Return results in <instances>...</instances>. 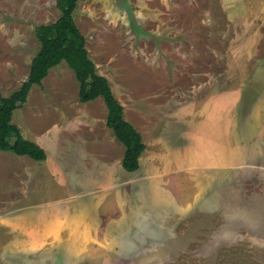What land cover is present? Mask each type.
I'll list each match as a JSON object with an SVG mask.
<instances>
[{"label": "rangeland", "instance_id": "rangeland-1", "mask_svg": "<svg viewBox=\"0 0 264 264\" xmlns=\"http://www.w3.org/2000/svg\"><path fill=\"white\" fill-rule=\"evenodd\" d=\"M57 1L0 0V95L3 98L10 97L28 80L32 61L41 47L36 37V29L59 20L61 12ZM134 7L136 5L133 2L131 4L130 0H83L79 3L74 18L87 39L86 49L98 74L109 81L113 92L115 91V98L128 110L127 120L135 123L140 130L144 121L143 115L129 110L139 111L145 101L193 100L191 94L195 92L196 96L198 91L190 93L189 90L195 88L194 84L199 80L195 74L198 71L187 69L197 68L200 63L192 56L189 63L179 60L172 44H157L158 47H154L151 42L142 43L140 39L130 42L131 35L138 34L139 31L135 27L137 21ZM214 24L216 23L212 19L211 25ZM183 29L188 28L184 26ZM211 39L212 59L209 63L201 64V67L211 69V79H215L207 94L214 90L219 92L220 83L222 86L226 85L229 92H236L239 90V82L233 79L236 77L229 78V83L235 85L231 91L232 86L225 83V78L222 76L223 79L218 81L216 74L242 69L236 64L230 65L228 60H221L217 53L219 47L215 44L217 38L214 32ZM191 46L196 49L198 44ZM180 47L187 50L186 45L180 44ZM221 48L220 51H224L226 43ZM155 52L156 57H153ZM157 59L160 60L157 62ZM161 59L164 60L163 67ZM131 65L136 71H131ZM177 65L185 68L178 75L167 70H172ZM249 67V70L246 68L244 71H255ZM259 67L264 71V64ZM147 68L153 71L138 70ZM237 78L241 79L240 76ZM236 84L238 87L235 91ZM79 93L80 84L75 72L64 62L50 70L42 86L33 87L28 97L29 104L24 107L22 122L19 119L22 115L20 111L13 118V124H22L26 131L33 129L38 136L50 137L60 133L61 128L57 126L62 124L61 119L66 112L64 106L73 109L68 114L69 118L80 114L78 109L81 108L75 107L80 102ZM251 95L252 92H244L245 101L249 99L248 110H240L244 109L245 113L252 109ZM229 105L233 107L236 103ZM99 106L98 114L107 115L104 102ZM86 110L84 112H91ZM143 110L148 111L147 108ZM161 112L165 116L171 114L169 110L162 108L156 115ZM156 135L167 140L168 147L176 139V134L167 128L161 127L160 131L153 134ZM256 141L257 139L251 140L244 146L259 144ZM163 153L162 170L159 171V179L153 184L154 189H147L146 183L139 182L136 174H133L127 176L129 179L133 178L132 185L125 182L109 184L101 179V185L92 187L91 183L84 181L80 184L81 193L74 198H68V201L74 199V202H79L80 199L92 201L88 204L90 212H87L91 216H100L112 211V207L106 202L114 196L111 199L114 200L113 206H116L115 216L117 218L119 215L122 219L113 221L111 230L102 228L101 233L94 238L93 249L75 251L69 239L66 244L53 246L52 250L41 251L33 244L31 236H14L11 230L4 229L1 224L0 264H264V170H254L248 176L232 177L226 173L225 176L217 177V181L204 180L201 188L193 189V203L188 206L187 200L192 188L187 185L183 189L177 188V177L184 179L187 175L176 174L169 168L173 166L174 160L178 164L177 151L170 149ZM119 156L121 159L117 161ZM122 156L124 152L118 151L113 163L118 166V176L125 178V173H128L122 168ZM148 157L143 166L151 162ZM243 157L247 162L253 159V156L246 154ZM263 158L264 156H260L258 160ZM262 163L260 165L264 166V159ZM12 164L14 163L9 162L3 165L6 171L1 170L0 202L5 204H0V218L11 219V211L8 210L30 206L34 202L33 197L30 200L24 194V187L20 182L11 185V181L5 179L10 174ZM67 179L69 187H72V179ZM10 186L17 191L16 198L4 192ZM155 188H158L156 192ZM161 194L163 195L160 197ZM125 196L128 201L126 212L120 204L123 200L126 201ZM52 199L38 200V207L52 208ZM14 201L21 203H13ZM159 201H169V204L162 205ZM183 206L188 207L182 212Z\"/></svg>", "mask_w": 264, "mask_h": 264}, {"label": "crops", "instance_id": "crops-1", "mask_svg": "<svg viewBox=\"0 0 264 264\" xmlns=\"http://www.w3.org/2000/svg\"><path fill=\"white\" fill-rule=\"evenodd\" d=\"M130 2L136 5L133 9L137 21L135 27L139 30L138 34L131 35L130 42L140 39L142 43L151 42L154 47L157 44H172L179 60L188 62L191 56L194 60L197 58L200 66L191 69L188 67L187 71H198L195 74L199 80L194 84L195 88L189 90L198 92L196 96L195 92L191 94L193 100L145 101V105H142L139 111L129 110L143 115L144 121L140 130L135 123L127 120L128 110L124 108L125 120L141 134L146 146L140 158L139 169L135 172L126 170L128 175L125 173V178L118 176V166L113 162L118 151L124 152L122 156L124 168L126 147L118 140L113 129L108 127V113L105 116L98 114L99 105L104 102L102 98L88 103L78 101L75 107L81 108L78 109L80 114L74 118L68 117L73 109L64 106L66 112L61 119L62 124L57 126L61 128V132L50 137L38 136L35 130L26 131L22 124H15L26 140L37 144L46 152L47 159L38 162L29 156H19L13 152L0 150V175L3 174L2 171H6L3 165L13 162L15 165L12 164L10 174L6 175L5 179L8 178L11 185L20 182L24 187V194L30 200L32 197L34 200L33 205L8 210L11 211L9 214L11 219L0 218V228L3 224V228L11 230L14 236H31L33 244L41 251L52 250L53 246L66 244L69 239L75 251L93 249L94 238L101 233L102 228L111 230L113 221L122 219L119 215L117 218L115 216L116 206H113L114 200L111 199L114 196L106 202L112 207V211L100 216L97 214L91 216L88 213L90 212L88 204L92 201L80 199L79 202H74V199L68 201V198H74L81 193L80 184L84 181L91 183L92 187L101 185V179L109 184L125 182L132 185L133 178L129 179L127 176L133 174H136L139 182L146 183L147 189L150 187L154 189L153 184L159 179L161 174L159 171L162 170L163 151L170 149L177 151L178 164L174 160L173 166L169 168L176 174L187 175L184 179L177 177L179 181L177 188L183 189L186 185L192 188L190 200H187L188 206L193 203V189L201 188L203 186L201 182L204 180L217 181V177L225 176L226 173L236 177L248 176L254 170H264V166L260 165L263 164L264 158L258 160L260 156H264V71L261 69L263 66L259 67L264 64V0H130ZM212 19L216 23L213 26ZM184 26L188 29H183ZM213 32L217 38L215 44H218L217 53L220 54V59L228 60L230 65L236 64L242 69L216 74L219 77L218 81H221L223 76L226 84L230 82L229 78L236 77L233 78L235 82H239L238 91L237 84L235 87L236 92H229L227 86L220 83L219 92L214 90L207 94L215 79H211L213 77L211 69L201 67V64L209 63L212 59ZM224 43L226 48L220 51ZM180 44L186 45L187 50L181 48ZM193 44H198V47L192 49ZM153 57H156V52ZM158 60L160 59H157V62ZM160 63L163 67L164 60L161 59ZM249 66L255 71H244L250 68ZM184 69L178 65L173 66L172 70L167 68L177 75ZM138 70L153 71L150 68ZM131 71H136L132 65ZM239 76L241 79L237 78ZM229 86H232L230 89L232 91L235 85L229 83ZM245 91L252 92V104L250 103L252 109L249 113H245L249 104V99L248 101L244 99ZM228 101L236 105L232 107ZM28 104L27 100L24 106L14 112L13 118L15 119L16 114L21 111L22 115L19 117L21 121L24 107ZM144 108L148 111H144ZM162 108L169 110L171 114L165 116L164 112H161L157 116L156 112ZM241 108L245 110H240ZM85 110L91 112L86 113ZM161 127L176 134L171 147L166 145L167 140L160 135L153 136ZM254 139H257L256 142L259 141V144L244 146ZM244 154L253 156L252 161L247 162ZM148 156L151 162L143 166ZM120 159L121 156L117 161ZM112 164L114 166H111ZM139 175L141 178H138ZM68 177L72 179V187H69ZM157 189L155 188L154 192ZM4 192L16 198L17 191L13 186ZM47 198H53L54 206L50 209L38 207L37 203ZM124 198L126 201L123 200L120 204L126 212L127 196ZM159 202L162 205L169 204V201ZM188 206H183L182 212ZM1 210L0 207V213Z\"/></svg>", "mask_w": 264, "mask_h": 264}, {"label": "trees", "instance_id": "trees-1", "mask_svg": "<svg viewBox=\"0 0 264 264\" xmlns=\"http://www.w3.org/2000/svg\"><path fill=\"white\" fill-rule=\"evenodd\" d=\"M83 0H58L59 20L36 29L41 44L33 59L28 80L10 97L0 95V150L42 162L46 152L37 144L26 140L13 124L14 112L24 106L34 86H42L50 70L67 63L80 84L79 99L88 103L102 98L108 109L107 125L126 147L123 167L129 172L139 169L140 158L146 146L140 133L124 118V107L117 101L109 81L98 74L86 49V37L79 30L74 15Z\"/></svg>", "mask_w": 264, "mask_h": 264}]
</instances>
